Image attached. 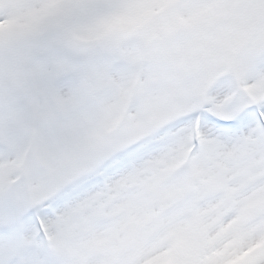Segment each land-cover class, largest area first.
Listing matches in <instances>:
<instances>
[{"label": "snow or ice", "instance_id": "snow-or-ice-1", "mask_svg": "<svg viewBox=\"0 0 264 264\" xmlns=\"http://www.w3.org/2000/svg\"><path fill=\"white\" fill-rule=\"evenodd\" d=\"M0 264H264V0H0Z\"/></svg>", "mask_w": 264, "mask_h": 264}]
</instances>
